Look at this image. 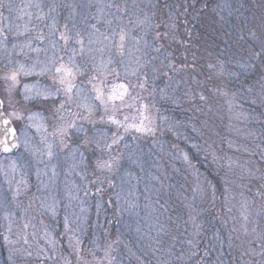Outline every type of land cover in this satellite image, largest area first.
I'll return each mask as SVG.
<instances>
[{"label": "snow or ice", "instance_id": "obj_1", "mask_svg": "<svg viewBox=\"0 0 264 264\" xmlns=\"http://www.w3.org/2000/svg\"><path fill=\"white\" fill-rule=\"evenodd\" d=\"M0 247L264 264V0H0Z\"/></svg>", "mask_w": 264, "mask_h": 264}, {"label": "rangeland", "instance_id": "obj_2", "mask_svg": "<svg viewBox=\"0 0 264 264\" xmlns=\"http://www.w3.org/2000/svg\"><path fill=\"white\" fill-rule=\"evenodd\" d=\"M93 218H94V216H93ZM5 256H6V252L4 251V249L2 247H0V264H2Z\"/></svg>", "mask_w": 264, "mask_h": 264}]
</instances>
